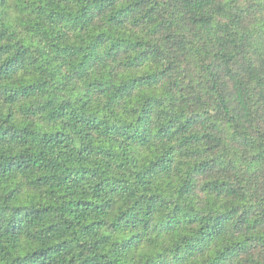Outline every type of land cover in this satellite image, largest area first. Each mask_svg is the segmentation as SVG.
I'll return each mask as SVG.
<instances>
[{
	"label": "trees",
	"instance_id": "trees-1",
	"mask_svg": "<svg viewBox=\"0 0 264 264\" xmlns=\"http://www.w3.org/2000/svg\"><path fill=\"white\" fill-rule=\"evenodd\" d=\"M0 264H264V0H0Z\"/></svg>",
	"mask_w": 264,
	"mask_h": 264
}]
</instances>
